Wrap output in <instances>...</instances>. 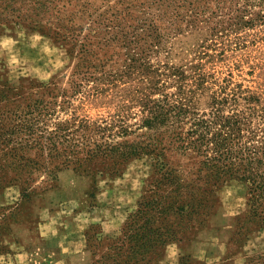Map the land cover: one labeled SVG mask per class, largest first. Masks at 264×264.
Wrapping results in <instances>:
<instances>
[{"label": "rangeland", "instance_id": "obj_1", "mask_svg": "<svg viewBox=\"0 0 264 264\" xmlns=\"http://www.w3.org/2000/svg\"><path fill=\"white\" fill-rule=\"evenodd\" d=\"M144 2L71 0L65 7L60 4L59 20L50 17L46 25L60 32L58 37L29 27L0 33V133L27 113L41 116L38 126L48 131L58 123H112L119 115L135 124L141 118L137 100L149 93L152 80L165 86L153 98L177 93L179 78L168 77L173 69L185 72L201 111L213 95H238L259 99L256 107L263 113L260 8L237 11L238 3L245 2L202 0L200 16L186 5L181 28L159 23V42L149 47L150 38L141 32L147 41H138L137 48L131 40L142 20L134 8ZM219 6H224L221 16ZM16 141L10 136L0 140V264H91L122 244L123 229L139 209H146L158 221L155 225L174 231L165 244L155 246L160 264H180L189 253L193 257L186 264H264V221L249 219L244 185L232 181L213 191V209H179L187 202L184 188L182 196L176 192L179 185L206 183V170L195 154L168 145L163 159L175 175L166 180L148 157L119 164L114 171L103 159H93L91 171L84 173L58 168L64 157L52 156L42 144ZM234 215L236 233L229 242L222 232ZM195 244L197 253L191 252ZM65 245L70 251L64 254Z\"/></svg>", "mask_w": 264, "mask_h": 264}, {"label": "trees", "instance_id": "obj_2", "mask_svg": "<svg viewBox=\"0 0 264 264\" xmlns=\"http://www.w3.org/2000/svg\"><path fill=\"white\" fill-rule=\"evenodd\" d=\"M144 1L134 8L138 19L142 20V23L137 22L131 40L137 48L138 41H147L140 37L141 32L144 37L150 38L149 47L152 48L159 42V23L168 21L174 24L175 28H181V12L186 5L193 8V12L197 11L200 16L203 14L199 10L202 0L197 4V0ZM238 1L245 3H238L237 11L258 7L260 10L256 16L264 22V0ZM66 2L71 0H0V33L8 29L29 27L45 29L58 37L60 32L52 31L46 25L51 24L50 17L59 20L60 17L56 13H59L60 4L63 3L65 7ZM223 10L224 6H219L217 16H221L219 13ZM198 14L195 16L199 17ZM203 16H206L205 12ZM189 26H192V23H189ZM120 31L119 33H123L125 29ZM129 34L130 32L128 36ZM148 72L150 75L151 72ZM172 76L179 78L177 93H163L160 97L153 98L154 94L163 91L165 86L152 80L148 84L149 93L143 94V97L137 100L141 118L135 124L129 123L128 116L119 115L112 123L105 121L98 124L82 120L80 124L58 123L55 130L48 131L38 126L42 121L41 116L27 113L25 117L16 116L10 120L8 125L11 129L5 127L0 133V140L10 136L17 140L16 142H37L38 146L42 144L44 149L49 150L52 156L64 157L58 168L72 167L76 172L84 173L91 171L89 161L93 159H103L113 166L114 171L119 164L139 157H148L156 166L157 173L166 180H171L175 175L174 170L168 168L163 159L164 151L173 146L183 153H192L201 159L202 167L206 170L205 186L209 185V188L179 185L176 192L182 196L179 191L184 188L187 200L181 203L179 209H213L209 205L213 191H219L222 186L235 181L246 188L249 219L263 222L264 211L260 209H264V109L263 113L258 112L256 105L260 103L259 99L252 96L213 95L206 110L201 111L198 108L196 91L190 89L185 82V72L173 69L168 74V77ZM240 101L245 102L243 109L240 108ZM28 115L32 117L29 118ZM73 127L77 129L74 130ZM76 133L81 134L79 140L74 138ZM131 136H135L136 140L129 143L128 138ZM26 165L29 166L27 163L21 166ZM220 208L221 203L217 200L216 209ZM217 215L216 212L207 229L213 227ZM237 222L238 217H235L229 233V242L236 233ZM156 223L158 221L149 216L146 209H139L123 229L122 244L114 249L113 254L96 259L91 264H160L162 255L156 256L155 246L165 244L167 238L174 236V231L155 225ZM92 241V237H88L89 246ZM183 256L188 257H181L180 264H186L193 257L191 253Z\"/></svg>", "mask_w": 264, "mask_h": 264}, {"label": "crops", "instance_id": "obj_3", "mask_svg": "<svg viewBox=\"0 0 264 264\" xmlns=\"http://www.w3.org/2000/svg\"><path fill=\"white\" fill-rule=\"evenodd\" d=\"M234 214V213H233ZM235 216L236 215H234V217L232 218V221L228 224V225H225V231H223L222 233H224V234H226L227 236L229 235V233H230V231H231V229H232V223H233V221H234V218H235ZM48 228H50V226H48ZM79 232H82V227L80 228V230H79ZM83 236V235H82ZM83 238H84V236H83ZM229 238V237H228ZM228 238L226 239V240H228ZM85 242V241H84ZM83 242V244H85ZM81 244H82V241H81ZM197 244H199V243H197ZM197 244H195V246L193 247V249L191 250V252H194L195 250H196V253L198 252L197 251V248L199 247ZM85 249V248H84ZM83 249V250H84ZM82 250V249H81ZM80 250V251H81ZM82 250V251H83ZM203 249H201V251H202ZM206 250V249H205ZM69 251H70V248H69V246L68 245H65L64 246V248H63V253L65 254V253H69ZM204 251V250H203ZM62 261H64V260H62ZM62 261H61V263H62Z\"/></svg>", "mask_w": 264, "mask_h": 264}]
</instances>
